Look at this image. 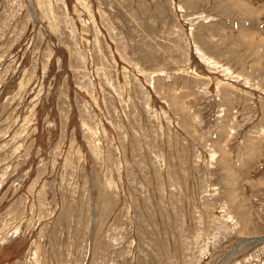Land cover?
Segmentation results:
<instances>
[{"label":"rangeland","instance_id":"374dc122","mask_svg":"<svg viewBox=\"0 0 264 264\" xmlns=\"http://www.w3.org/2000/svg\"><path fill=\"white\" fill-rule=\"evenodd\" d=\"M0 264H264V0H0Z\"/></svg>","mask_w":264,"mask_h":264}]
</instances>
